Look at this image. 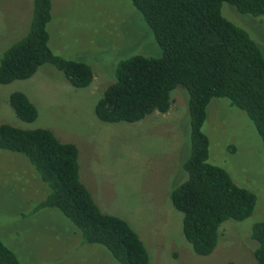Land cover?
I'll return each mask as SVG.
<instances>
[{"label":"rangeland","instance_id":"rangeland-1","mask_svg":"<svg viewBox=\"0 0 264 264\" xmlns=\"http://www.w3.org/2000/svg\"><path fill=\"white\" fill-rule=\"evenodd\" d=\"M32 2L0 0V59L27 34ZM51 14L47 31L52 53L90 66L93 82L74 88L61 72L44 65L28 80L0 85V125L47 129L61 143L74 144L80 182L102 213L124 220L138 235L149 264H257L251 229L264 221V150L246 115L224 99L212 100L207 109L202 131L209 139V162L254 193L256 205L244 222H224L214 252L199 257L184 239L182 215L169 200L170 191L186 180L185 89L178 86L171 93L167 113L154 112L136 123L106 124L94 114L119 60L135 50L149 52L146 57L160 56L150 30L129 0H52ZM221 14L245 30L264 57V17L240 14L226 3ZM13 92L25 94L36 107L38 117L32 124L19 120L10 107ZM231 146L234 153L227 149ZM45 188L24 157L0 150V240L20 263L118 264L101 246L82 245L58 211H31L45 197Z\"/></svg>","mask_w":264,"mask_h":264},{"label":"trees","instance_id":"trees-1","mask_svg":"<svg viewBox=\"0 0 264 264\" xmlns=\"http://www.w3.org/2000/svg\"><path fill=\"white\" fill-rule=\"evenodd\" d=\"M129 1L150 30L160 56L146 57L149 52L141 55L135 50L119 60L113 67V82L95 104L94 114L106 124L136 123L154 112L167 113L173 103L171 93L178 86L185 89L189 152L182 170L186 180L170 191L169 200L182 215V235L193 253L208 257L217 246L220 226L227 221L244 222L256 205L254 193L239 187L226 170L209 162V139L202 127L211 101L224 99L242 111L264 150V57L245 30L222 16V5L259 18L264 17V0ZM51 9L52 0H33L27 34L0 59V85L28 80L44 65L61 72L74 88L91 85L90 66L56 56L49 48ZM8 101L22 122L32 124L37 119V109L25 94L13 92ZM227 149L236 151L234 146ZM0 150L24 157L46 185V195L33 213L58 211L80 236L82 245L101 246L118 264H149L138 235L124 220L102 213L80 182L74 144L61 143L47 129L1 124ZM251 239L257 245L255 262L264 264V221L252 226ZM0 264H21L1 240Z\"/></svg>","mask_w":264,"mask_h":264}]
</instances>
